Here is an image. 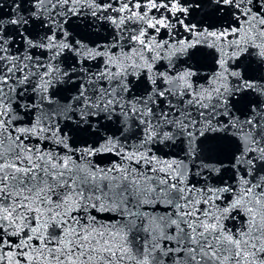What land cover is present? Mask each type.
I'll return each mask as SVG.
<instances>
[{
    "label": "snow or ice",
    "instance_id": "1",
    "mask_svg": "<svg viewBox=\"0 0 264 264\" xmlns=\"http://www.w3.org/2000/svg\"><path fill=\"white\" fill-rule=\"evenodd\" d=\"M0 264H264V0H0Z\"/></svg>",
    "mask_w": 264,
    "mask_h": 264
}]
</instances>
